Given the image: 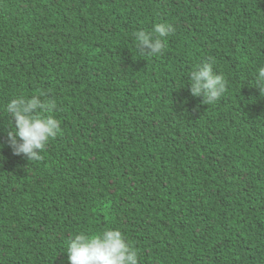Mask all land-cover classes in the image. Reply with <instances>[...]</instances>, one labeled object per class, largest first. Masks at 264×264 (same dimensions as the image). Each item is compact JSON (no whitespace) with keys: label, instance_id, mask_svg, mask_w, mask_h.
<instances>
[{"label":"trees","instance_id":"trees-1","mask_svg":"<svg viewBox=\"0 0 264 264\" xmlns=\"http://www.w3.org/2000/svg\"><path fill=\"white\" fill-rule=\"evenodd\" d=\"M157 23L174 31L145 56ZM209 58L208 106L187 79ZM262 66L264 0H0V264H68L108 227L138 264H264ZM42 91L61 132L28 160L4 105Z\"/></svg>","mask_w":264,"mask_h":264},{"label":"clouds","instance_id":"clouds-1","mask_svg":"<svg viewBox=\"0 0 264 264\" xmlns=\"http://www.w3.org/2000/svg\"><path fill=\"white\" fill-rule=\"evenodd\" d=\"M174 31L169 23H157L151 30H139L135 39L137 48L147 49L145 56L155 57L163 53L166 38ZM187 81L191 94L202 97L204 104H216L227 88L225 76L217 72L209 58L193 70ZM260 94L264 91V66L254 76ZM4 110L8 121L7 137L16 155L28 160H38L47 144L61 132V123L53 115L55 101L46 91L38 95L18 94L10 99ZM2 148V145H0ZM68 264H138V251L129 243L119 228H104L95 233L79 232L68 243Z\"/></svg>","mask_w":264,"mask_h":264}]
</instances>
